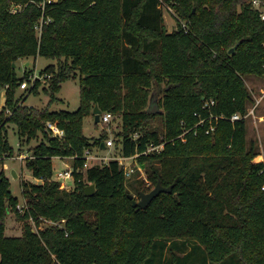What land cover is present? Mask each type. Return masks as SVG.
I'll use <instances>...</instances> for the list:
<instances>
[{
  "label": "trees",
  "instance_id": "1",
  "mask_svg": "<svg viewBox=\"0 0 264 264\" xmlns=\"http://www.w3.org/2000/svg\"><path fill=\"white\" fill-rule=\"evenodd\" d=\"M44 1L0 0V264H193L196 250L201 264H264V159L255 160L261 151L248 141L245 117L253 102L245 77L264 73V18L252 0ZM164 2L190 21L188 31L182 22L168 29ZM30 55L58 61L41 71L50 103L64 81L80 77L78 109H39L17 96L28 74L14 63ZM163 82L162 110L148 112L151 88ZM40 84L26 89L39 93ZM95 106L122 117L115 141L124 155L164 142L139 157L151 185L132 187L140 194L161 181L170 192L136 207L119 160L84 169L85 151L108 139L84 132ZM196 112L223 117L215 131L198 127L184 140L182 121L195 124ZM235 113L241 118L231 120ZM157 116L162 129L149 126ZM10 122L20 144L38 141L26 166L43 182L22 180L23 210L4 168L15 156ZM56 156L73 158V189L52 178ZM90 183L97 188L86 195ZM10 210L22 235L5 234ZM44 220L64 225L42 228Z\"/></svg>",
  "mask_w": 264,
  "mask_h": 264
},
{
  "label": "rangeland",
  "instance_id": "2",
  "mask_svg": "<svg viewBox=\"0 0 264 264\" xmlns=\"http://www.w3.org/2000/svg\"><path fill=\"white\" fill-rule=\"evenodd\" d=\"M252 0L253 6L258 8L261 11V16L264 13V5L262 4V0ZM16 6V5H15ZM174 4L171 2L162 3V8L164 11L165 22L167 24L168 29L171 31L174 27L178 25V23L187 22L186 18H183L182 15L177 11ZM14 7V6H13ZM12 7V8H13ZM16 11V7L13 9ZM262 18H264L262 16ZM190 22V21H188ZM56 59L48 58L46 56L38 55H30L26 57H21L18 59L16 63L17 72L20 76H23L24 73L28 74V78L25 81L28 84L29 88L32 86L37 78H40L41 84L39 87V93L29 92V89H23L20 85L17 90L18 97H25L27 99L25 104L29 106H34L39 109L49 108L51 110H76L79 108L81 104V93H80V77L67 79L62 83V87L60 91L57 93V99L50 103L51 96L46 93L43 89L44 86L48 85V78H45L41 75V71L51 63H57ZM246 84L253 96V102L249 104L248 112L245 115L247 119V138L248 141L251 142L255 140L258 144L261 154L256 157L255 160H263L264 159V73L262 74H250L245 77ZM166 86V82L162 84H155L151 88V102L149 106H153L156 104L157 111L159 112L161 107L159 106V101H161L164 95V88ZM5 100V86H0V109H2ZM94 110V109H93ZM162 110V109H161ZM150 127H157L162 129L164 127L163 118L161 116H157L150 121ZM122 128V117L120 115L114 116V118L110 122H96L94 113L92 111L91 114H87L84 116V132L90 137H98L101 134L105 133L107 138L114 139V145L109 148H101L94 147L92 149V153L96 154L98 157H113L118 155L122 151V146L116 144V133ZM9 141L14 146V157H10L6 159V163L4 168L6 169V174L11 179V188L13 194L20 198L19 208L23 210L24 206V197H23V189L21 182L23 179L34 181V176L32 172L26 166V158H23L24 155H30V148L38 143L37 140H33L30 145L27 143L20 144V137L17 132V127L15 123H9ZM42 137V136H41ZM119 156V155H118ZM54 174H57L59 170L67 169L68 165H73V158L71 157H54ZM110 161V160H109ZM102 164L106 163V161L102 160ZM128 164L131 161L127 162ZM94 164V161H93ZM12 169L17 171L18 176L14 177L12 174ZM85 169V168H84ZM148 178L147 168L142 166V170H136L131 178L127 180V188L129 192L132 193L137 200L140 199V194L132 187L133 184L142 185L145 187L146 185H151V182L146 180ZM37 182V181H34ZM63 187L68 189H73L75 187V179L74 177L64 179L62 183ZM155 186H153L154 188ZM52 224H56L58 226L64 225V221L53 222L50 220H44L41 224L42 228H46L51 226ZM37 229V227H36ZM5 234L7 236H19L23 234V222L18 219L16 213L13 210H10L6 217V229ZM192 243L187 244L185 247L187 252L193 249ZM168 254V252H167ZM179 254H184L179 251ZM190 259L193 264H201L203 259V254L201 250L192 251L190 255Z\"/></svg>",
  "mask_w": 264,
  "mask_h": 264
},
{
  "label": "built area",
  "instance_id": "3",
  "mask_svg": "<svg viewBox=\"0 0 264 264\" xmlns=\"http://www.w3.org/2000/svg\"><path fill=\"white\" fill-rule=\"evenodd\" d=\"M52 1H57V0H45L42 3L43 8H45L46 2H52ZM255 2H258V0H255ZM262 16L264 17V13L262 14ZM183 26L185 27L186 31H188V24L187 22H183L182 23ZM42 25H38L37 28L38 30H41ZM21 87L23 89H26L28 87V84L26 81H24L21 84ZM211 103H214V100L211 101ZM196 115L198 116V120L195 124L188 126L186 121L183 120L182 124H183V131L180 134V137L183 138L184 140L186 139V134L188 132H190L191 130H195L197 131L198 127H206L205 130L207 133H210L212 131H215L216 127H217V122L220 119V117H223L222 115H214L212 113H210L207 116H204L201 112H196ZM114 118V114L112 112H102L101 113V119L100 121L106 123V122H110L112 119ZM241 118V114L239 113H235L232 117L231 120H236ZM208 122V126H206ZM48 127L51 129L52 133L55 136L58 137H64L65 135V131L64 129L60 128L56 123L54 122H48L47 123ZM135 137H138V134H135ZM112 145H114V139L110 138L106 140V148L111 147ZM164 148V142L162 143H155L153 141H150L147 144L146 149L142 150V151H138L137 153L133 154V155H124L121 151L120 154L115 155L113 157H98L96 154L92 153V149H87L85 151V163H84V168H88L90 166L96 165V164H102L101 161L104 160L106 162H108L109 160L112 159H117L119 160V162L122 164V166L124 167V173L127 179L131 178L133 176V174L136 172V170H142V165L139 162V157L141 155H149L150 153L153 152H160L162 149ZM28 155H24L23 154V158H27ZM94 161V164H93ZM131 161L130 164H128L127 162ZM74 165H68L67 169L64 170H59L57 172V174H53V179L57 180L59 182H61V184L64 182V179L67 178H71L74 177ZM148 181V178H145ZM38 182H43V179L41 178H37ZM63 187V186H62Z\"/></svg>",
  "mask_w": 264,
  "mask_h": 264
},
{
  "label": "water",
  "instance_id": "4",
  "mask_svg": "<svg viewBox=\"0 0 264 264\" xmlns=\"http://www.w3.org/2000/svg\"><path fill=\"white\" fill-rule=\"evenodd\" d=\"M233 49L234 48H232V50ZM15 65H16V63H14V66ZM156 106H157L156 104H154L153 106H149L147 111L151 112V113L156 112L157 111ZM93 113H94L95 121L100 122L102 110L99 108V106H95ZM101 148H103V149L106 148V142L105 141L102 143ZM12 174L14 175V177L18 176L17 171L15 169H12ZM96 188L97 187H96L95 183L88 184L85 188L86 195H93L96 191ZM171 190H172V186H164L161 181H158V183L155 185V187L152 188L150 191H141L139 200H137L132 193H129L128 196L132 199V203L134 206H136V207L140 206V207L145 208L160 193L170 192Z\"/></svg>",
  "mask_w": 264,
  "mask_h": 264
},
{
  "label": "crops",
  "instance_id": "5",
  "mask_svg": "<svg viewBox=\"0 0 264 264\" xmlns=\"http://www.w3.org/2000/svg\"><path fill=\"white\" fill-rule=\"evenodd\" d=\"M5 92H6V89H5ZM5 100H6V96H5ZM5 100H4V104H5ZM4 106V105H3ZM1 110V109H0ZM72 158V157H71ZM35 178V177H34ZM34 181H37L38 182V180H37V178H35L34 179Z\"/></svg>",
  "mask_w": 264,
  "mask_h": 264
}]
</instances>
